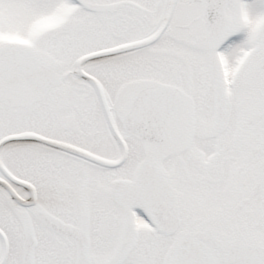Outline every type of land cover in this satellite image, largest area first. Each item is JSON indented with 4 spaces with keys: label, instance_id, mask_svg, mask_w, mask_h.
Returning <instances> with one entry per match:
<instances>
[{
    "label": "flooded vegetation",
    "instance_id": "flooded-vegetation-1",
    "mask_svg": "<svg viewBox=\"0 0 264 264\" xmlns=\"http://www.w3.org/2000/svg\"><path fill=\"white\" fill-rule=\"evenodd\" d=\"M192 1L182 12L178 1L169 26L154 44L93 57L82 66L84 76L77 71L80 59L156 35L168 6L157 28L145 35L143 18L134 14L142 6L134 1L88 0V40L73 70L61 67L65 62L60 56H48V61L29 48L10 46L57 74L61 83L43 95L21 77L13 83L0 79V103L27 110L37 105L45 128L35 126L31 133L94 159L40 142H17L12 143L19 145L14 153L1 150V160L8 172L37 191V203L24 209L26 215L34 216L46 232L71 242L76 256V242L50 231L38 216H54L85 233L91 264H175L176 250L185 240L180 256L185 264H264V0H229L222 17L211 14L219 10L217 0ZM150 7L154 16L157 6ZM259 9L261 18L256 20ZM213 23L217 40L211 39ZM57 39L68 47L65 38ZM175 41L199 51L197 62L175 52ZM73 78L84 85H74ZM160 85L173 88L177 96L171 104L179 103L165 121L164 141L150 143L128 132L125 120L140 94ZM68 92L75 102L67 101ZM104 106L125 149L111 130ZM61 115L66 122L59 120ZM72 117H82L80 126L72 125ZM30 143L34 149L25 148ZM146 166L167 177L176 202L166 196L167 189L155 190L151 206L135 208V229L128 236L126 212L113 197L112 185L136 182ZM0 179L18 193L23 189L1 172ZM138 193L141 199L144 192ZM147 210L155 216L154 223ZM122 250L123 256L111 263ZM10 251L9 245L5 264ZM132 253L135 261H127Z\"/></svg>",
    "mask_w": 264,
    "mask_h": 264
},
{
    "label": "rangeland",
    "instance_id": "rangeland-1",
    "mask_svg": "<svg viewBox=\"0 0 264 264\" xmlns=\"http://www.w3.org/2000/svg\"><path fill=\"white\" fill-rule=\"evenodd\" d=\"M83 1L88 2V0ZM132 1L142 6L141 12H134V14L138 16L136 19H139L140 16L144 19L140 18L141 25L145 27L143 31L145 33L147 30L145 33L147 35L157 28L155 25L162 20L170 0ZM189 5H193L192 0H181L180 11L186 10ZM150 6H157L154 16ZM149 15H152L153 18L150 16V21H146ZM260 18L261 10L256 12V20ZM89 20L90 15L86 10L77 6L74 0H0V47L25 45L37 54H42L48 61L51 59L48 56H60L65 62V65L62 64L61 67L68 66L73 70L74 61L85 53L81 45L86 44L85 42L88 40ZM75 27L73 32L72 28ZM57 37H63L65 41L70 42L68 47L61 44ZM70 37H72L71 41L68 39ZM174 51L194 59L193 63L197 62V56L200 54L199 51L181 47L176 41ZM175 68L177 69V62H175ZM73 79L74 85H84L79 79ZM67 95V101H74L71 92H68ZM59 100L64 102L63 105L67 104L64 97H60ZM66 110L68 111L69 107ZM38 112L40 113L41 110L37 105L31 110H27L10 108L6 104L0 103V138L10 134L36 131V127L38 130L45 128ZM72 119L74 126H76L75 124L80 126L82 123V117L78 119L72 117ZM59 120L66 122L65 115H61ZM72 125L70 126L71 130L74 129ZM18 146V144L8 145L4 148L3 153H14V147ZM25 148L34 149L35 146L30 143ZM19 174L24 175V173ZM19 193L25 199L28 197L27 192L23 189H19ZM26 214L27 212L16 205L7 192L0 188V227L7 234L11 246L8 264H23L24 245L29 225L34 227L39 240L36 264H74L76 254L71 242L46 232L34 216ZM1 255L2 244L0 241V259ZM135 256L136 254L132 253L127 261H135ZM100 259L103 260L104 257Z\"/></svg>",
    "mask_w": 264,
    "mask_h": 264
},
{
    "label": "water",
    "instance_id": "water-1",
    "mask_svg": "<svg viewBox=\"0 0 264 264\" xmlns=\"http://www.w3.org/2000/svg\"><path fill=\"white\" fill-rule=\"evenodd\" d=\"M77 1L80 5L85 6V4L82 1L80 0H77ZM177 1L178 0H171L166 22L163 25L159 34H157L155 37L150 38L145 41L135 43V44H130V45L122 46V47H119V48H116L110 51L102 52L95 56L84 57L78 63L79 74L80 75L84 74L82 71V65L85 62L93 59V57H104V56L121 54L124 52L140 49V48L153 44L155 41L159 39L161 34L164 32V30L168 26V23L175 10ZM219 1L220 2L222 1L221 12H219L220 17H221L223 16V10L229 0H219ZM212 14L215 15L214 12H212ZM216 30H217V26L215 23H213L211 27V39L212 40H215V39L217 40ZM229 35L230 34H228V36ZM227 38L224 37L222 41H225V39ZM209 49L211 50L213 49V47ZM19 77L23 78V80L28 86H30L31 88L38 91V93H41L43 95L46 93L47 89H49L50 87L57 86L60 84V79L55 73H53L49 69H46L44 66L37 64L34 60H27V58L24 56L23 51L16 50V49H10V48L0 49V79L6 83L7 82L13 83ZM98 93L102 98L103 93L99 90H98ZM173 94H176L175 91H169L167 88H164V87L158 88L156 90H150L148 92H145V94H142L137 100L132 110V113L127 117L125 121L126 129L134 136L146 142H151V143L161 142L160 136L162 137L164 136L163 128H164L165 121L167 117L170 115V113L173 112L178 107L179 102L173 107L170 106L169 102H167L173 98ZM103 109H104L106 118L111 126L112 132L114 133L116 138L122 143L124 147V142L122 141V138L118 134L117 129L113 123L109 108L104 106ZM17 141H37V142H41L46 145H49L51 147L66 151L71 154H75V155H78V156H81L87 159H94V157L88 154H85L73 147L46 140L35 134H22V135L9 136L0 141V150L6 144L11 143V142H17ZM124 157H125V151H124ZM95 160H97L98 163H102L103 165H113V164H109L101 160L99 161L98 159H95ZM123 160L124 159H122V161ZM0 172L3 175H5L8 179L20 185L21 187L27 189L30 192L31 201L30 202L25 201L16 193V191L12 187H10L7 183H5L4 181L0 179V185H2L7 190V192L10 194L13 200H15V202H17L20 206H23V207L32 206L35 204L36 202L35 189L31 185L25 182L19 181L15 179L13 176H11L6 170V168L4 167V165L2 164L1 159H0ZM152 181H160L161 183H163L162 185H160V187L162 189L166 187L167 190H170L169 191L170 197L174 198L176 202V197L175 195H173L169 181L165 178L164 175L156 171L149 170L148 172L146 169L143 176L139 179V183L137 185L127 182V181L126 182H116L113 185L112 195L118 201V203L124 208L126 215H127L126 221H127V235L128 236L131 235L135 227L133 209L138 204H141V205L146 204V200H143L141 202L137 201L136 190L137 188L140 187V188H143L144 191H146L150 186L149 182H152ZM38 217L40 221H42V223L46 227L51 229L52 231L75 240L76 245H77L76 264H91V257H90V251H89L90 240L85 233L79 231L78 229L72 226L65 225L60 220L52 216L41 213L39 214ZM148 217L153 221L152 216H148ZM0 238L4 246V254H3V258L0 264H5V261L7 258V251H8V241H7L6 236L1 230H0ZM187 244H188V240H185L179 245L177 249V253H176L175 264H185L184 261L186 260L179 259L178 256L183 254L184 246ZM37 246H38V241L36 239L35 231L32 227H29L27 231L26 242H25V252H24V263L23 264H35V250ZM123 254H124V250L120 251L116 255V257L112 260L111 263H114L115 261L120 259L123 256Z\"/></svg>",
    "mask_w": 264,
    "mask_h": 264
}]
</instances>
